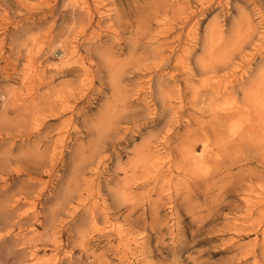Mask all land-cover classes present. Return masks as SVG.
I'll list each match as a JSON object with an SVG mask.
<instances>
[{"label": "rangeland", "instance_id": "1", "mask_svg": "<svg viewBox=\"0 0 264 264\" xmlns=\"http://www.w3.org/2000/svg\"><path fill=\"white\" fill-rule=\"evenodd\" d=\"M0 264H264V0H0Z\"/></svg>", "mask_w": 264, "mask_h": 264}]
</instances>
